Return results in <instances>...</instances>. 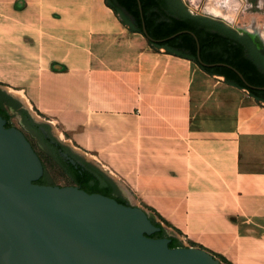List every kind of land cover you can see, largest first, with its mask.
Wrapping results in <instances>:
<instances>
[{
	"label": "crops",
	"instance_id": "obj_1",
	"mask_svg": "<svg viewBox=\"0 0 264 264\" xmlns=\"http://www.w3.org/2000/svg\"><path fill=\"white\" fill-rule=\"evenodd\" d=\"M64 1H29L24 25L35 35L29 34L35 43L44 44L43 28L51 36H63V23L54 13L62 10L59 5ZM43 3L53 6L47 10ZM2 4L17 15L10 0ZM33 29L39 30L40 37ZM70 33L74 37L76 32ZM102 33L103 42L110 39L111 35ZM103 50V62L93 59L90 74L104 85L106 77L110 82L104 86V96L89 94L88 106L105 125V148L127 147L117 160L105 161L119 172L138 201L183 241L204 247L231 264H264V156L255 154V133L264 132V117L257 120L256 115L264 114V101L252 95L258 104L249 102L239 109L247 118L245 123H233L229 117L222 124L217 109L204 108L201 101L212 94L215 99L232 95L228 88L203 77L224 75L211 74L193 59L173 53L165 54L173 57L171 62L156 60L141 53L127 36L109 47L98 44L96 51ZM73 52L72 58L80 57ZM127 81L135 83L134 87ZM218 82L238 87L226 80Z\"/></svg>",
	"mask_w": 264,
	"mask_h": 264
},
{
	"label": "water",
	"instance_id": "obj_2",
	"mask_svg": "<svg viewBox=\"0 0 264 264\" xmlns=\"http://www.w3.org/2000/svg\"><path fill=\"white\" fill-rule=\"evenodd\" d=\"M182 1L192 13L220 20L235 29L248 49L264 58V34L236 24L238 4L242 0H198L193 8L192 0ZM143 31L155 42L165 40L151 36L145 26ZM198 59L205 65L226 64L203 61L199 42ZM236 71L249 86L264 89L249 83ZM0 87L30 112L32 120H26L21 111L10 108L67 171L56 148L34 122L48 124L60 141L112 179L116 194L130 201L88 192L78 184H56L25 132L13 124L7 126V119L0 114V264H226L204 247L185 244L177 232L138 201L122 180L92 156L59 138L54 124L35 115L5 84L0 83ZM62 154L76 164L67 152ZM43 174L54 184L37 183ZM153 218L164 225L167 235H151L161 230ZM170 234L177 236L182 245L170 246Z\"/></svg>",
	"mask_w": 264,
	"mask_h": 264
},
{
	"label": "rangeland",
	"instance_id": "obj_3",
	"mask_svg": "<svg viewBox=\"0 0 264 264\" xmlns=\"http://www.w3.org/2000/svg\"><path fill=\"white\" fill-rule=\"evenodd\" d=\"M10 1L17 15L3 8L4 0H0V17L6 18L0 20L4 23L0 29V83L5 84L14 94L24 100L35 115L54 124L59 138L92 156L108 172L124 182L119 172L105 160L110 158L117 160L122 156L119 152L127 147L105 148L106 130L98 119L100 114L91 112L88 106L89 94L94 93L96 97L101 94L104 96V86L110 82L106 77L107 81L104 85L103 81H95L93 75L90 74L91 70L93 72L91 61L96 59L103 62L101 58L105 55V50L96 51L98 44L103 40H96V37L102 38V32H106L107 36L111 35V44L114 45V43L118 44L122 36H127L131 38L133 44L138 43L136 45H139L138 49L141 53L150 54L156 60L158 58L167 63L171 62L173 57L165 55L169 53L165 47L152 46L142 32H140L142 35L135 34L105 0L64 1L59 5L62 10L54 13L63 23V36H51L49 31L43 28L41 33H43L44 44H37L29 36L32 32L24 25L27 22L26 12L30 7L29 1L37 0ZM192 2L191 8L198 3V0H192ZM43 5L47 7V10L53 6L51 3H43ZM236 24L253 32L259 31L264 34V0L260 2L259 0H242V3L238 4ZM33 30L35 34L37 33L36 37H40L39 30ZM70 31L76 32L74 37L69 35ZM110 39L107 38L105 42H102L109 47ZM101 47H104V44ZM73 50L79 52L80 57L76 55L72 58L75 54ZM101 67L104 69L103 66ZM191 70L192 74L197 75L195 70ZM203 77L213 80L220 87L228 88L226 90L232 92L229 98L224 99H215L216 95L212 94L201 101L203 106H208L207 108L210 109H215L217 106V113L221 115V123L229 122L227 118L230 116L233 123H245L247 118L240 115V107L249 102L258 104L248 89L226 87L218 82L225 81L224 77L215 75ZM127 85L133 88L135 83L127 81ZM138 92L141 93V86L138 87ZM211 92V90L207 91L209 94ZM261 117L263 118L264 114L256 115L257 120ZM11 123L25 131L56 184H75L69 172L39 144L37 136L33 135L31 130L27 129L14 114H12ZM255 134L257 135L255 154L262 157L264 156V132L259 131ZM159 219L167 227L170 226L162 218L159 217ZM183 242L187 245H195L187 241ZM217 257L224 263L231 264L228 260L218 255Z\"/></svg>",
	"mask_w": 264,
	"mask_h": 264
},
{
	"label": "trees",
	"instance_id": "obj_4",
	"mask_svg": "<svg viewBox=\"0 0 264 264\" xmlns=\"http://www.w3.org/2000/svg\"><path fill=\"white\" fill-rule=\"evenodd\" d=\"M106 1L116 12L124 5L130 12L138 15L139 19L144 17L148 33L155 38H165L164 41L155 42L146 36L141 27H131L133 31L142 32L152 46L165 47L169 53L193 59L205 71L224 75L227 82L248 89L249 93L257 100L264 101V89L249 86L236 71V69L239 70L249 83L264 86V58L260 54L250 51L244 39L232 27L220 20L192 13L182 0H140L142 13L138 0ZM122 21L125 22L126 19L124 18ZM174 33L177 34L171 36ZM247 41L251 45L253 44L249 38ZM198 42L199 55L203 61L226 64L205 65L201 63L198 59ZM0 114L7 119V126H10L12 114L1 102ZM28 117L30 115L27 112ZM34 125L38 128L42 124L34 123ZM45 126L50 128L48 124ZM56 151L80 187L88 192H100L114 196L115 184L101 170L83 171L81 167H75L68 162L58 149ZM36 182L47 183V178L42 175ZM116 198L121 202H126L123 197ZM153 221L156 225L161 226V230L151 235H167L164 225L155 218ZM169 236L171 237L170 246L182 245V241L177 236L171 234Z\"/></svg>",
	"mask_w": 264,
	"mask_h": 264
},
{
	"label": "flooded vegetation",
	"instance_id": "obj_5",
	"mask_svg": "<svg viewBox=\"0 0 264 264\" xmlns=\"http://www.w3.org/2000/svg\"><path fill=\"white\" fill-rule=\"evenodd\" d=\"M117 13H118V15L120 16L121 19H124V18L126 19L125 24H127L130 28L132 26H135L137 28L138 27H141L142 29H143L144 26L146 27V21H145L144 17H141L139 19L138 15L133 14L132 12H130V10L126 6H124V5H122L120 7V10ZM141 16H142V14H141ZM0 102L1 103H4V105L8 108V110H9V108H12V109L21 111L26 120H27V112L30 115V117H28V119L31 118L30 112L23 105H20L15 100H13V97L11 96V94H9L5 89H3L1 87H0ZM9 112H10V110H9ZM30 120H32V119H30ZM34 123H39V122H34ZM41 124L42 125H40L38 127V129H40V131L44 134V136L47 139V141L49 143H51L56 149H58V151L60 152V154L68 162L72 163L66 156H64L62 154V152H67L68 155L76 161V164H73V163L72 164L75 167H81V169L83 171L84 170L85 171L86 170H90V169L91 170H95V169L101 170V168H99L96 164H94V163L90 162L89 160L85 159V157H83L82 155H80L79 153H77L75 150H73L72 148H70L69 146H67L66 144H64L62 141H60L51 132L50 128H47L45 126L46 123H41ZM69 175L71 176V178L75 182V184H78L76 182L75 177L70 172H69ZM46 184H54V183L50 179H47V183ZM114 196L121 197L119 194H116L115 192H114ZM125 201L128 202V203H130V201L127 200V199H125ZM155 237H159V236H155Z\"/></svg>",
	"mask_w": 264,
	"mask_h": 264
},
{
	"label": "bare ground",
	"instance_id": "obj_6",
	"mask_svg": "<svg viewBox=\"0 0 264 264\" xmlns=\"http://www.w3.org/2000/svg\"><path fill=\"white\" fill-rule=\"evenodd\" d=\"M29 3H30V2H29ZM40 3H41V2H40ZM40 31H41V30H40ZM40 33H41V32H40ZM36 34H37V33H36ZM37 36H38V35H37ZM95 37H96V36H95ZM95 37H94V38H95ZM122 37H123V36H122ZM122 37H121V38H122ZM92 39H93V38H92ZM97 39H100V40L103 39V40H104V38H100V37H98V38L96 37V40H97ZM98 41H99V40H98ZM98 41H96V42H98ZM105 41H106V40H105ZM136 41H137V40H136ZM91 42H92V41H91ZM46 43H47V42H46ZM101 43H103V42L101 41ZM121 43H122V42H120V44H121ZM126 43H127V42H126ZM127 44L132 45V44L129 43V42H128ZM135 44H138V43H135ZM109 46H110V45H109ZM118 46H120V45H118ZM125 46H127V45H125ZM132 46H133V45H132ZM114 47H116V46H114ZM122 47H123V45H122ZM130 47H131V46H130ZM138 47H139V45H138ZM138 47H137V45H136V48H137V49H138ZM117 48H118V47H117ZM112 49H113V48H112ZM112 49H111V50H112ZM120 49H121V48H120ZM129 49H130V48H129ZM122 50H123V52H124L125 49L123 48ZM131 50H132V49H131ZM133 50H135V49H133ZM138 50H139V49H138ZM90 51H91V50H90ZM112 52H113V50H112ZM135 53H137V52H135ZM90 54H91V53H90ZM125 54H126V52H125ZM132 55H133V52H132ZM136 55H137V54H136ZM90 58H91V57H90ZM135 59H136V58H135ZM171 66H172V65H171ZM169 68H170V67H169ZM111 69H112V68H111ZM180 75H181V74H180ZM236 95H237V94H236ZM144 96H146V95H144ZM151 97H152V96H151ZM170 97H171V96H170ZM174 97H175V96H174ZM191 97H192V96H191ZM167 99H168V98H167ZM192 99H194V98H192ZM170 100H171V99H170ZM190 100H191V99H190ZM172 101H173V100H172ZM155 102H156V101H155ZM167 103H168V102H167ZM160 104H161V103H160ZM154 105H155V104H154ZM156 105H157V104H156ZM171 105H172V104H171ZM174 105H175V104H174ZM193 105H194V104H193ZM185 107H187V106L185 105ZM216 107H217V106H216ZM216 107H215V108H216ZM176 108H177V107H176ZM192 108H193V107H192ZM192 108H191V109H192ZM204 108H205V107H204ZM153 109H154V108H153ZM170 110H171V109H170ZM160 111H161V110H160ZM184 111H185V110H184ZM186 111H187V110H186ZM149 112H150V110H149ZM164 112H165V111H164ZM187 112H188V111H187ZM145 113H147V112H145ZM156 113H157V112H156ZM159 113H160V112H159ZM148 114H149V113H148ZM165 114H166V113H165ZM179 114H180V113H179ZM166 115H167V114H166ZM175 115H176V114H175ZM202 115H203V114H202ZM196 116H197V115H196ZM205 116H206V115H205ZM212 116H213V115H212ZM232 116H233V115H232ZM161 117H162V116H161ZM206 117H208V116H206ZM230 117H231V116H230ZM165 118H166V117H165ZM175 118H176V117H175ZM223 118H224V117H223ZM194 119H195V118H194ZM205 120H206V119H205ZM227 120H230V119L227 118ZM233 120H234V119H233ZM235 120H236V119H235ZM169 121H170V120H169ZM169 121H168V122H169ZM193 121H194V120H193ZM209 121H210V120H209ZM227 122H228V121H227ZM227 122H225V123L227 124ZM97 123H98V122H97ZM211 123H212V122H211ZM99 124H100V123H99ZM170 124H171V123H170ZM190 124H191V123H190ZM194 124H195V123H194ZM194 124H193V125H194ZM207 124H208V121H207ZM207 124H206V125H207ZM214 124H215V123H214ZM214 124H213V125H214ZM218 124H220V123H218ZM218 124L216 125V127L218 126ZM222 124H223V123H222ZM162 125H163V124H162ZM162 125H161V126H162ZM173 125H174V124H173ZM230 125H231V124H230ZM104 126H105V125H104ZM157 126H158V125H157ZM166 126H167V125H166ZM171 126H172V125H171ZM190 126H191V125H190ZM194 126H195V125H194ZM224 126H225V125H224ZM159 127H160V126H159ZM159 127H158V128H159ZM207 127H208V126H207ZM148 128H149V127H148ZM150 128H151V127H150ZM172 128H173V127H172ZM226 128H227V126H226ZM217 129H218V128H217ZM219 129H221V128H219ZM222 129H223V126H222ZM232 130H233V129H232ZM173 132H174V131H173ZM178 132H179V131H178ZM181 132H182V131H181ZM149 133H151V132H149ZM155 133H157V132H155ZM160 133H163V132H160ZM182 133H183V132H182ZM166 134H167V133H166ZM150 135H151V134H150ZM174 136H175V135H174ZM180 136H181V135H180ZM184 137H185V136H184ZM245 138H246V137H245ZM245 138H244V139H245ZM241 139H242V138H241ZM242 142H243V141H242ZM244 142H245V141H244ZM138 143H139V142H138ZM242 147H243V146H242ZM240 153H241V152H240ZM238 154H239V153H238ZM236 156H237V155H236ZM262 216H263V215H262Z\"/></svg>",
	"mask_w": 264,
	"mask_h": 264
}]
</instances>
